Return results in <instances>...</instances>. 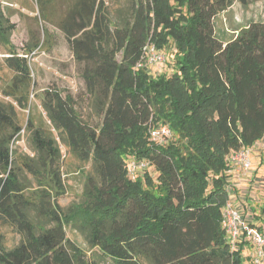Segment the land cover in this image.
<instances>
[{
    "label": "trees",
    "instance_id": "trees-1",
    "mask_svg": "<svg viewBox=\"0 0 264 264\" xmlns=\"http://www.w3.org/2000/svg\"><path fill=\"white\" fill-rule=\"evenodd\" d=\"M236 2L248 0H72L57 26L88 108L45 89L38 125L39 43L12 42L17 24L0 2V79L12 73L0 90V264H244L252 244L233 243L224 221L232 204L264 236V201L243 210L231 191L237 168L253 173L234 154L247 149L251 160L264 145V21L218 35L217 18ZM148 45L170 67L147 64ZM167 126L172 135L154 140ZM23 134L31 153L16 147ZM67 155L91 169L64 205Z\"/></svg>",
    "mask_w": 264,
    "mask_h": 264
},
{
    "label": "rangeland",
    "instance_id": "rangeland-1",
    "mask_svg": "<svg viewBox=\"0 0 264 264\" xmlns=\"http://www.w3.org/2000/svg\"><path fill=\"white\" fill-rule=\"evenodd\" d=\"M0 2L6 9L8 7L7 11L12 15V21L17 24L12 42L21 50L27 42H36L37 40L39 43V48L30 57L36 81L31 112L35 123L38 125L41 121L43 113L41 93L45 89H57L63 95L69 94L76 97L79 105L84 108L82 110L84 112L88 108V101L85 82L81 76V66L74 60L67 39L57 26V22L65 15L72 0H0ZM43 8L45 16L41 14ZM261 21H264V0H248L247 3L236 2L217 18V33L230 39L251 23ZM45 30L48 31V35L45 34ZM5 53L6 49L0 44V62L4 59ZM162 66L163 68L158 71H163L166 66L170 67L169 63ZM11 77L12 73L8 70L1 73L0 90L10 82ZM27 113L28 111L23 115L25 116ZM16 147L19 151L31 153L28 135L23 134L21 140L17 141ZM62 149L66 154V148ZM251 160L252 165L248 172L253 173H249V177H246L243 170L237 168V178L234 179L231 191L235 203L241 209L246 208L242 204L246 202L249 208L252 210L255 208L254 213H256L259 212L264 201L263 141L259 142L256 148L251 151ZM90 169L91 163L83 169L75 158H70L67 155V161L63 164L64 176L68 185V193L61 198L64 205L79 199L85 183L84 172H88ZM23 178L30 187H37V182L32 176L25 175ZM250 200L251 203H249ZM68 232L83 246V239L80 235L70 230ZM246 246L248 247L243 251L244 264H253L249 253H252L254 247L248 243ZM89 255L92 256V254Z\"/></svg>",
    "mask_w": 264,
    "mask_h": 264
},
{
    "label": "built area",
    "instance_id": "built-area-1",
    "mask_svg": "<svg viewBox=\"0 0 264 264\" xmlns=\"http://www.w3.org/2000/svg\"><path fill=\"white\" fill-rule=\"evenodd\" d=\"M146 53V63L150 66H155L158 64L165 63V55L159 53L155 46L148 45L145 47ZM154 140H163L167 136L172 135L171 129L167 127H162L161 129L152 133ZM233 160L237 162L245 170L250 169L251 160L249 150L243 149L237 152L233 156ZM136 162H132V170L139 168ZM225 227L232 240L235 243L237 240L245 236L248 242H250L254 247V254L252 256L253 264H263L264 263V236L256 228L249 225V221L242 214H240L239 209L234 208L232 204H229L225 213Z\"/></svg>",
    "mask_w": 264,
    "mask_h": 264
}]
</instances>
